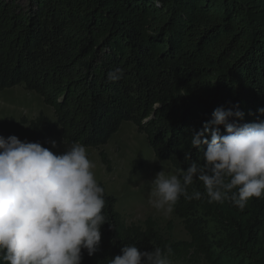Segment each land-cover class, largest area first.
Here are the masks:
<instances>
[{"label": "trees", "instance_id": "trees-1", "mask_svg": "<svg viewBox=\"0 0 264 264\" xmlns=\"http://www.w3.org/2000/svg\"><path fill=\"white\" fill-rule=\"evenodd\" d=\"M17 86L40 96L53 119L7 118L0 136L51 150L57 135L95 149L132 123L179 175L186 153L203 164L191 137L216 108H238L237 124L264 121V0H32L28 11L0 0V91ZM193 190L205 191L198 180ZM104 198L108 223L81 264H108L125 244L170 247L181 264H264V198L240 210L181 197L173 212L187 241H172L170 225L162 233L151 218L125 224L114 197Z\"/></svg>", "mask_w": 264, "mask_h": 264}, {"label": "clouds", "instance_id": "clouds-1", "mask_svg": "<svg viewBox=\"0 0 264 264\" xmlns=\"http://www.w3.org/2000/svg\"><path fill=\"white\" fill-rule=\"evenodd\" d=\"M258 112L264 114V108ZM243 115L238 108L213 111L211 121L191 137L203 164L186 153L190 163L179 175L157 173L151 181L154 208L171 213L181 197L206 195L209 203L230 202L243 210L250 200L264 198V121L234 122ZM95 167L78 142L55 154L39 142L0 136V264H81L82 251L88 256L97 251L101 226L108 222ZM195 180L202 182L203 194L189 193ZM170 254V247L141 252L125 244L108 264H172Z\"/></svg>", "mask_w": 264, "mask_h": 264}, {"label": "rangeland", "instance_id": "rangeland-1", "mask_svg": "<svg viewBox=\"0 0 264 264\" xmlns=\"http://www.w3.org/2000/svg\"><path fill=\"white\" fill-rule=\"evenodd\" d=\"M19 6L23 11L32 8V0H7ZM43 114L53 119V110L44 104L37 94L27 91L23 86L0 91V121L7 118L31 120ZM51 141L56 142L53 148ZM51 151L63 154L70 147L57 135L48 138ZM88 157L96 167L93 169L98 183L107 195L114 197L115 210L125 224H138L147 218L154 220L162 233L171 231L172 241H187L181 220L174 212L157 210L150 201L154 185L151 181L160 171L166 174H178L170 163L156 159L148 141L137 131L132 123H124L106 145L99 148H86ZM107 160L105 164L102 160ZM171 260V259H170ZM172 264H181L173 260Z\"/></svg>", "mask_w": 264, "mask_h": 264}]
</instances>
